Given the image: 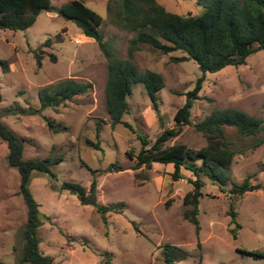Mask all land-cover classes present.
<instances>
[{"label":"rangeland","instance_id":"374dc122","mask_svg":"<svg viewBox=\"0 0 264 264\" xmlns=\"http://www.w3.org/2000/svg\"><path fill=\"white\" fill-rule=\"evenodd\" d=\"M101 17L100 30L121 57H128L139 69L149 68L163 76V85L155 92L157 111L140 81L131 83L126 95L128 109L121 119L109 124L103 87L105 59L92 37L85 36L68 19L52 10H40L32 23L22 29L0 27V59L8 69L0 70V120L14 133L25 137L23 158L54 157L50 175L34 171L27 186L38 202V209L48 215L37 227V246L52 257L53 264H165L163 243L178 245L184 253L173 264H264V256L241 252L239 248L264 251V191L245 190L228 197L227 181L221 188L201 175L198 196L199 228L182 216L188 205L182 195L191 187L190 171L180 167L177 178L170 176L171 164L152 161L149 166L125 167L115 171L95 172V196L102 203H120V211H109L102 220L91 204H82L75 194L58 189L62 179L88 186L89 168L103 167L110 161L129 166L139 146V135L150 142L165 126L173 123L172 114L201 73L192 58L172 60L180 49L162 52L147 43H138L128 55V38L132 35L110 24L105 17V0H81ZM175 12H199L195 0H158ZM61 36L55 40L54 35ZM45 37L52 41L42 46ZM40 46L41 64L36 66L33 49ZM47 53L55 56L50 60ZM89 80L88 91L59 102L55 107L27 112L20 108L38 106L37 89L64 77ZM234 106L264 117V50L246 55L244 62L224 64L204 71L197 96L190 106V122L165 143L184 142L198 147L205 142L192 122L213 107ZM52 120L55 130L47 127L44 117ZM230 147L235 152L228 165L232 180L248 175L252 180L264 177V141L249 147L238 138L232 125L224 126ZM87 137L98 146L84 142ZM6 146L0 139V262H19L20 228L25 205L16 192L18 173L5 161ZM231 201L235 211L229 220ZM196 239L199 247L196 246Z\"/></svg>","mask_w":264,"mask_h":264},{"label":"trees","instance_id":"16d2710c","mask_svg":"<svg viewBox=\"0 0 264 264\" xmlns=\"http://www.w3.org/2000/svg\"><path fill=\"white\" fill-rule=\"evenodd\" d=\"M201 6L199 12H175L167 9L158 0H105V17L113 26L130 32L127 53L137 47L138 43H147L162 52L180 49V55H170L172 60L192 58L196 61L201 73L194 79L191 89L185 91L183 102L175 108L173 123L163 127L148 141L139 135V146L132 154L129 166H123L117 161H110L103 167L89 168L92 177L85 187L75 180L62 179L57 188L66 189L75 194L82 204H91L99 212L102 220L106 219L109 211H120V203H102L95 196V172L115 171L125 167L137 168L149 166L152 161L170 163V176L174 179L180 175V167L186 168L192 174L188 177L191 187L182 195L183 203L188 207L182 216L188 219L197 233L199 228L196 217L198 196L202 185L201 175L206 176L211 183L221 188L227 181L228 197L242 193L245 190L263 188L264 177L261 181L252 180L248 175L240 181H234L228 173V165L235 150L226 138L224 126L232 125L239 139L247 140L243 146L254 147L264 141V117L248 113L238 107H213L200 119L192 122L195 129L201 131L205 142L198 147H191L184 142L176 141L166 144L165 141L179 132L183 123H189L192 99L197 96V90L203 79L204 71H213L224 64H239L244 62L246 55L257 49L264 50V0H195ZM40 10H52L57 15L71 20L85 36L92 37L101 51L106 66V78L103 87L105 109L110 125L121 121L128 109L126 95L130 93L131 83L140 81L150 100L151 107L157 111L155 92L163 85L160 72L145 68L139 69L128 57H121L111 46L109 38L103 36L100 30L102 17L81 0H0V27L22 29L30 25ZM55 40L61 36L54 35ZM45 37L41 45L51 43ZM36 66L41 64L44 50L38 46L32 51ZM54 60L52 53H47ZM8 62L0 59V70L6 71ZM91 87L89 80H78L64 77L54 82L41 85L37 89L38 106L20 108L27 112H35L47 106L55 107L73 95L88 91ZM1 97V94H0ZM48 128L55 130L52 120L44 117ZM0 139L6 146L5 161L13 166L18 173L16 192L20 194L25 205V218L20 228L21 246L19 262L27 264H53L52 257L42 253L37 243L39 235L37 227L42 218L48 215L38 209V202L32 196L27 183L34 171H44L53 175L49 166L60 159L44 156L42 158H23L21 155L25 137L14 133L0 120ZM84 142L98 146L97 141L87 137ZM229 220L234 219L235 211L231 201L228 208ZM196 246L199 241L196 239ZM241 252L255 256H264V251L239 248ZM162 261L173 264V260L186 253L178 245L163 243L161 248ZM2 264V262H0ZM198 264V261L195 263Z\"/></svg>","mask_w":264,"mask_h":264}]
</instances>
